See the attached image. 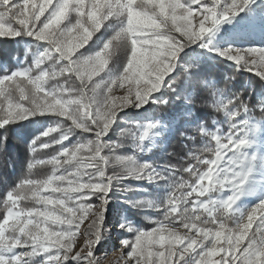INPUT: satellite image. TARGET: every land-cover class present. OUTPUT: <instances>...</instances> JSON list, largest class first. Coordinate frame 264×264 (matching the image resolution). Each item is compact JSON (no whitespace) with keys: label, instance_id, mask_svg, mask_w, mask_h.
Wrapping results in <instances>:
<instances>
[{"label":"snow or ice","instance_id":"snow-or-ice-1","mask_svg":"<svg viewBox=\"0 0 264 264\" xmlns=\"http://www.w3.org/2000/svg\"><path fill=\"white\" fill-rule=\"evenodd\" d=\"M253 2L0 0V40L32 41L15 67L0 69V150L16 126L52 119L27 142L21 178L0 193V264H100L98 246L113 227L127 233L126 264H264V196L236 207L264 167V155L251 151L264 96L250 106V97L230 92L231 76L223 88L211 85L228 130L216 120L209 128L193 97L210 82L189 55L205 49L264 81V47H210L206 39ZM177 103L196 121L180 133L193 147L177 163L139 161L163 121H128L117 131L121 113ZM126 143L130 154L120 151ZM38 167L50 172L38 176ZM130 179L167 182L158 200L124 201L155 211L151 228L128 220L109 227L111 193L146 191L125 186Z\"/></svg>","mask_w":264,"mask_h":264},{"label":"trees","instance_id":"trees-1","mask_svg":"<svg viewBox=\"0 0 264 264\" xmlns=\"http://www.w3.org/2000/svg\"><path fill=\"white\" fill-rule=\"evenodd\" d=\"M101 32L104 33V39H107L112 35L113 29L108 28L107 31L101 29ZM31 44L32 41L28 38H17V40L7 42L0 40V69L4 66L9 68L15 67L18 61H15L14 57L23 58L25 49ZM200 61L203 67L202 75L210 84L208 87L200 85L196 88L193 97V111L196 114V118H202L208 127H213V120L219 123L223 120V113L216 112L212 107L213 97L211 96V85L214 84L216 87L223 88L226 83L225 77H235L228 83L230 92H240L246 99L250 97V106L257 103L260 94H264V81H260L259 77L253 73L244 71L236 72L233 66L227 65L221 59L210 60L204 57ZM148 108L151 109L153 114L159 115L160 117L174 115L177 117V121L173 126L166 146L162 148L159 145L150 152L141 155V159L146 158L148 161L157 163H177L181 157L186 155L189 148L193 147L192 142L184 140L180 136V133L182 131H189L188 126L196 121L182 114L185 106L181 103L162 105L159 108H155V110L154 106ZM254 115L258 120H264V113H261L258 108ZM47 122H52V119L45 117L34 118L33 121H26L22 126H16L8 133L7 144L3 150H0V193H3L8 186L14 184L21 178L24 172V165L29 155L27 142L42 132ZM52 135L55 136L57 133H53ZM115 138L116 136L112 139ZM198 144L199 141H197ZM129 150L127 143L124 148L120 149L122 153H128ZM47 152L50 153L51 150H47ZM41 155H44V153H41ZM34 172L38 176H44L50 172V168L38 167L34 169ZM185 178H188L187 174H185ZM127 182L130 187L137 188L131 180ZM147 188V186H144L143 189ZM126 213L136 223L145 224L146 226L151 224L147 221L150 213L146 209L138 210L132 208L127 210ZM2 215L0 213V218H2ZM153 215L156 217L158 214L155 212Z\"/></svg>","mask_w":264,"mask_h":264},{"label":"rangeland","instance_id":"rangeland-1","mask_svg":"<svg viewBox=\"0 0 264 264\" xmlns=\"http://www.w3.org/2000/svg\"><path fill=\"white\" fill-rule=\"evenodd\" d=\"M206 39L210 40V47H264V0H254V2L249 5L248 9H246L244 12H241L239 16L235 17L234 19L220 25L218 30L212 36ZM189 55L192 57H199L200 59L204 57L210 60L219 59L210 54L207 50L201 48H196L195 52L190 51ZM250 59H252V57H250ZM224 61L227 65L234 67L231 62L226 60ZM116 94L120 95L119 92H117ZM260 96H264V94H260L259 97ZM146 108L147 110H145L144 108L139 110L135 108H129L125 110L126 114L121 113L123 122L119 123L117 131L119 130V128L125 127L128 121L146 122L151 119H161L163 121V124L159 129L156 130L157 132H159V135L150 136L145 141V145L152 146V149L158 147L159 145L163 148L167 144V140L173 130V126L177 121V117L174 115H165L164 117H160L159 115L153 114L148 106H146ZM186 111L187 108L185 107V109H183L182 111V114H184V112ZM51 123L52 122H47L43 130ZM220 126L226 133L228 129L227 124L224 123V115ZM111 135L112 138L115 136V134ZM74 139L75 137H73V140ZM252 139L255 141V143L253 144L251 151H253L258 156L264 155V121L258 122L257 131L253 134ZM129 149L130 150L128 153L130 154L133 152V148L129 146ZM145 153H147V151ZM145 153L138 154L137 159L139 161H148L146 158L141 159L140 157ZM127 181L124 182L125 186H129ZM131 181L135 183L137 188L143 189L144 186H147L148 188L145 189L146 191H134L128 193L114 191L110 194L112 196V199L108 205V209L106 212V218L110 228L119 224L122 220L131 221L134 225L141 228H151L154 226L151 223V220H149L148 218H156L153 215L155 211L146 209L147 212L150 213L148 215L147 221L151 224H149L148 226H146L145 224H139L134 222L133 219L127 216L126 211L132 209L133 207H130L128 204L124 203V201L141 199L145 197L148 199H152L153 201L158 200L164 197L165 193L167 192V182L161 181L158 184H149L145 181ZM44 194L46 195V193ZM261 196H264V167L260 168L255 173L253 181L249 184L247 193L238 201L236 207L241 210L250 207L251 205L255 204ZM86 223L87 222H85V224ZM84 226L85 225H82V228ZM254 230L255 225L253 227V231ZM125 235H127L126 232L115 227L112 228L110 239L98 246L99 251L96 253V255L99 257L100 264H126L127 257L125 253L127 250L123 249L122 245L120 244V240Z\"/></svg>","mask_w":264,"mask_h":264}]
</instances>
